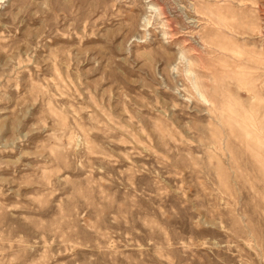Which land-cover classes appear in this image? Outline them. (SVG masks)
<instances>
[{"label": "rangeland", "instance_id": "obj_1", "mask_svg": "<svg viewBox=\"0 0 264 264\" xmlns=\"http://www.w3.org/2000/svg\"><path fill=\"white\" fill-rule=\"evenodd\" d=\"M0 264H264V0H0Z\"/></svg>", "mask_w": 264, "mask_h": 264}]
</instances>
